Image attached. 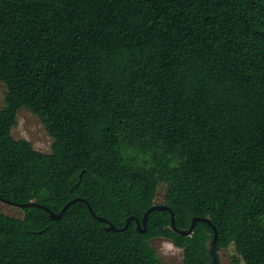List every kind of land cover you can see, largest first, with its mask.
Wrapping results in <instances>:
<instances>
[{"label": "trees", "instance_id": "trees-1", "mask_svg": "<svg viewBox=\"0 0 264 264\" xmlns=\"http://www.w3.org/2000/svg\"><path fill=\"white\" fill-rule=\"evenodd\" d=\"M0 82V264H264V0H0Z\"/></svg>", "mask_w": 264, "mask_h": 264}, {"label": "rangeland", "instance_id": "rangeland-1", "mask_svg": "<svg viewBox=\"0 0 264 264\" xmlns=\"http://www.w3.org/2000/svg\"><path fill=\"white\" fill-rule=\"evenodd\" d=\"M5 92L6 88L0 82V109L4 104ZM11 134L15 140L28 141L35 151L45 154L51 151L52 139L47 135L40 121L25 108L18 112L17 124ZM156 202H161L160 195ZM0 211L13 218H21L23 216L20 208L2 201H0ZM151 246L163 264H182V251L175 248L169 241L155 239L151 241ZM218 254L220 264H231V257L234 255L232 247L221 250Z\"/></svg>", "mask_w": 264, "mask_h": 264}, {"label": "water", "instance_id": "water-1", "mask_svg": "<svg viewBox=\"0 0 264 264\" xmlns=\"http://www.w3.org/2000/svg\"><path fill=\"white\" fill-rule=\"evenodd\" d=\"M76 201H82L86 204L87 208H88V211L89 213L91 214L92 217H94L96 220L102 222V223H106L108 225L107 229L109 231H123L125 230L128 225L130 224V222L133 220L135 221L136 223V226H137V231H139L140 233H145L146 232V229H147V217L148 215L153 212V211H156V210H164V211H168L169 214H170V222H171V228L173 231L179 233L180 235H183V236H189L191 233H192V230L194 228V226L196 225L197 222H203V223H206L207 225L210 226V228L212 229L213 231V239H212V242H211V247H210V253H211V258H212V261H213V264H219L217 259H216V250H215V244H216V239H217V230L216 228L210 223V221L208 219H199V218H193L191 220V223H190V226L187 230L185 231H179L176 229L175 227V220H174V215L173 213L171 212V210L165 206H160V205H155L153 207H151L150 209H148L144 215H143V218L141 220V222L135 218V217H129L127 220H126V223L125 225L121 228V229H117L115 228L111 223H109L106 219L104 218H101V217H98L95 215V213L93 212L92 208L89 206V204L84 201V200H80V199H74L72 201H70L69 203H67L63 209L60 211V213L58 214H54L52 212H49V217L54 220V221H57L61 218V216L63 215V213L67 210V208L73 204L74 202ZM30 206H35V204L33 203H29V204H24V205H18V207L20 208H26V207H30ZM42 208L46 211H48L46 208H44L42 206Z\"/></svg>", "mask_w": 264, "mask_h": 264}]
</instances>
